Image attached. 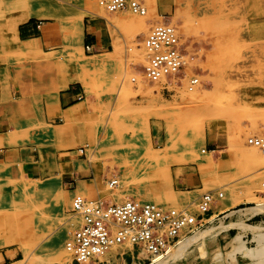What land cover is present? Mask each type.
I'll list each match as a JSON object with an SVG mask.
<instances>
[{
  "label": "rangeland",
  "instance_id": "rangeland-1",
  "mask_svg": "<svg viewBox=\"0 0 264 264\" xmlns=\"http://www.w3.org/2000/svg\"><path fill=\"white\" fill-rule=\"evenodd\" d=\"M104 1L0 0V138L5 141L0 145V243L15 239L0 252L20 251L16 264H77L66 247L82 222L72 208L77 195L116 203L136 199L196 213L203 195L212 193L215 201L247 200L234 210V218L258 227L245 225L255 234L248 240L249 253L263 264L264 250H257L263 248L258 235L264 236V210L246 214L244 208L264 203V153L248 143L264 130V0H139L145 15L131 9L111 12ZM37 6L55 12V18H33L15 28L18 14ZM81 19L84 37L77 49L91 62L83 68L72 60L66 40ZM164 20L182 37L186 65L174 79L154 84L144 78L147 59L140 45ZM93 30L104 41L99 55L87 48ZM34 36L39 39L33 41ZM96 59L102 60L92 62ZM62 69L79 82L60 88ZM31 76L33 82H24ZM193 78L200 82L190 90ZM19 82L29 97L7 107ZM52 86L86 92L77 117L67 125L74 122L84 130L81 146L71 155L93 178L88 187L74 189L64 163L67 125L47 118L42 106L39 92ZM91 98L94 106H88ZM212 140L215 149L208 146ZM15 148L37 155L42 173L26 178L18 175L17 164L6 165L3 155ZM177 163L193 166V173L206 180L198 195H183L172 186L167 168ZM114 179L119 180L116 188L110 185ZM50 182L53 186L42 188ZM58 197L65 199L62 209ZM224 225L222 218L199 231ZM193 234L183 233L181 239L195 242ZM240 243L235 237L234 251ZM140 256L143 264H153L146 251ZM118 257L108 262L107 254L88 264L129 258Z\"/></svg>",
  "mask_w": 264,
  "mask_h": 264
},
{
  "label": "built area",
  "instance_id": "built-area-1",
  "mask_svg": "<svg viewBox=\"0 0 264 264\" xmlns=\"http://www.w3.org/2000/svg\"><path fill=\"white\" fill-rule=\"evenodd\" d=\"M104 4L111 12L131 9L139 15L147 13L139 0H105ZM140 46L145 50L147 59L144 78L151 83L164 78L174 79L186 65L182 37L170 22L164 20L155 24ZM87 48L91 50L92 47L88 45ZM132 81L137 82V77H133ZM199 82V78L191 79L190 90ZM83 99L84 96L79 94L78 100ZM248 143L264 153V130L250 136ZM214 201L215 196L206 193L199 201L198 212L192 213L187 209H166L157 203L136 199L116 203L88 200L77 195L72 208L75 214L81 216L82 222L66 247L77 264H88L125 243L133 245L138 254L146 251L152 257L164 255L171 245L182 238L183 233L193 234L207 223L206 218Z\"/></svg>",
  "mask_w": 264,
  "mask_h": 264
},
{
  "label": "crops",
  "instance_id": "crops-1",
  "mask_svg": "<svg viewBox=\"0 0 264 264\" xmlns=\"http://www.w3.org/2000/svg\"><path fill=\"white\" fill-rule=\"evenodd\" d=\"M28 30L32 32L35 31L36 28L33 26L29 27ZM38 39V37H35L33 41ZM37 42L34 43L39 44L41 42L44 44L46 43V40ZM88 42L92 47L91 50L95 52V55H99L97 52H99L101 47L104 45L103 38H100L96 31H89ZM32 77L33 76H31L28 80L24 79V82H33L34 79H32ZM85 93V90L80 87H71L67 91H64L62 89L57 90V88L55 89L54 86L48 90L39 92V94L42 96V99L41 96L40 99L42 106L44 107L46 117L49 119L54 118L55 121H61V125H67L69 119L73 120L75 117H77L78 109L81 108L80 105L86 99ZM11 94L12 103L8 104L7 107L14 106L15 102H20V100L26 101L24 97L28 98L30 91L23 89L19 82L18 86H16V88L11 91ZM79 94L84 96L83 100H78ZM94 104H96V100L91 98L88 102V106H94ZM24 106H30V104L24 103ZM66 130V143L69 145L67 150L64 151V154L66 155L65 158L67 159L64 162L66 163V173L72 177V185L75 190L80 187H88L93 184V178L88 175L89 173L86 169H84V167L80 166L78 159H76L74 155H71L76 153L78 151L77 148L79 149L81 146V143L84 140V130L81 126L74 122L67 125ZM208 146L210 149H215L214 146H217L216 141H210ZM212 151L215 152L216 150ZM164 155L169 156L168 154ZM2 159L6 165L10 166L11 163L17 164V173L19 176L21 175L26 178H34L42 173L40 160L37 158V155L31 153L30 151H23L15 148L5 153ZM166 160L168 161L170 159ZM193 168V166H190L187 163L171 164L169 169L167 168V170L171 171L172 173V186L177 188L183 195L186 193L198 195V192L205 187L206 180L200 175L194 174L192 171ZM245 203H247L246 199L239 202H234L233 204H230L225 199H217L212 205L211 212L206 218V222L213 223L219 221L221 223L222 218H224L226 225H224L223 228H215L211 232L207 231L204 233L205 235L199 239L200 241L198 240L189 244L181 252L180 256L169 260L166 264H257L258 261L253 259L251 253H249L250 247L248 244L250 236L254 237L255 234L253 231H251V229H246L245 225L248 224L244 219L234 218V210ZM239 235L241 236L240 248L242 250L238 248V250L234 251V238ZM122 249L123 247L120 246L117 249L111 251L108 254L111 261H107L113 262V257L116 258L120 255L124 257L125 255H128L129 258L127 259L124 257V261H120V264L145 263L146 259L141 258V252L138 254L134 247L133 250L129 249L124 254L121 253ZM19 255L20 251L16 249L1 251L0 264H16L18 262L17 259L19 258ZM244 255H246L248 258H242Z\"/></svg>",
  "mask_w": 264,
  "mask_h": 264
},
{
  "label": "bare ground",
  "instance_id": "bare-ground-1",
  "mask_svg": "<svg viewBox=\"0 0 264 264\" xmlns=\"http://www.w3.org/2000/svg\"><path fill=\"white\" fill-rule=\"evenodd\" d=\"M144 5V4H143ZM32 7V6H31ZM55 12H53L52 10H50V9H47L46 7H44V6H37V7H33V8H30V9H28V10H25V11H23L22 13H20V14H18V16L16 17V19H15V28H17V26H18V24L19 23H24V22H27V21H29L30 19L32 20L33 18L35 19V18H41V19H43V17H45V16H50V17H54L55 18ZM72 24V23H71ZM13 25H14V23H13ZM65 30V29H64ZM67 32V31H66ZM65 32V33H66ZM83 37H84V23H83V21H82V19H81V21L79 22V23H75L74 25H72V28H71V31H70V33H69V35L67 36V38H66V40H67V43H68V52L71 54V58H72V60L74 59L75 61H76V63H77V65H79V67L81 66L82 68L83 67H86V66H88L89 64H91V62H89V61H87L86 59H84V56L82 55V54H80V52H78V49H77V46H78V43L80 42V41H82L83 40ZM26 45H27V43H25ZM20 50H25L26 49V47H22V48H19ZM102 59H96L95 61H92V62H99V61H101ZM62 74H63V76H62V78H61V81H59V87L60 88H66V87H68V85L70 84V83H72V82H79L78 81V79L77 78H75L74 76H71L70 74H68L67 73V70H64V69H62V72H61ZM165 79H167V78H165ZM165 79H163V80H165ZM163 80H161V81H163ZM168 80V79H167ZM199 84V83H198ZM197 84V85H198ZM252 136V135H251ZM10 138V137H9ZM7 140H9V139H7ZM7 142V141H6ZM2 144H5V141L3 140V139H0V145H2ZM252 146V145H251ZM256 146H253L252 148H255ZM257 148V147H256ZM255 148V149H256ZM205 151V150H204ZM207 151V150H206ZM119 183V180L118 179H114V180H112V181H110V185L112 186V187H118L119 185H117ZM49 186H53V183H45L44 185H42V188H47V187H49ZM264 187V186H263ZM222 194V193H221ZM222 196H223V194H222ZM117 199H119V198H117ZM64 202H65V199H63L62 197H58L57 198V204H58V206H59V208H61L62 209V207L64 206L63 204H64ZM231 202V201H230ZM258 207L260 206L261 208H259V209H256V205H253V206H248V207H246V208H244L245 209V213L247 214V213H258V212H260L261 210H264V203H262V202H259L258 204ZM233 210V209H232ZM231 210V211H232ZM233 214V213H232ZM38 215V216H37ZM36 215V219H37V221H38V223H40V221L43 219V216H42V213L40 212V210L38 211V214ZM242 217V216H241ZM250 217V216H249ZM240 222V221H239ZM245 224V223H244ZM2 225V224H1ZM1 225H0V227H1ZM234 225H236V224H234ZM249 225V227L250 228H253V229H255V228H258L256 225L254 226V225H250V224H248ZM242 226V225H241ZM238 227V226H237ZM246 227V226H245ZM248 228V227H247ZM215 229V227L213 226V227H211V230H209V229H207L208 231H212V230H214ZM3 230V229H2ZM206 230V231H207ZM205 229H204V232L202 231H198L194 236H193V239L196 241H198L201 237H203L205 234ZM5 233V232H4ZM11 234V233H10ZM191 236V235H190ZM258 236H260V238H259V241L260 242H263L262 243V245L261 246H263V248L261 249V250H257V252H261V251H263L264 250V236L263 235H258ZM238 238H241V236L239 235V236H237ZM262 237V238H261ZM62 239H63V237H62ZM191 240L189 237H187V238H185L184 237V239H180L176 244H174V245H172V246H170L169 247V249H168V252L166 253V254H164V255H158V256H155L154 258H153V264H166L169 260H171V259H174L175 257H177L178 256V254H180L189 244H191V242L189 241V240ZM15 240V239H14ZM14 240H12V241H14ZM36 240V239H35ZM34 240V241H35ZM41 240V239H40ZM39 240V241H40ZM202 240V239H201ZM12 241H7V242H4V243H0V247L1 246H4V244H7V243H9V242H11L12 243ZM200 241V240H199ZM194 242V241H193ZM192 242V243H193ZM16 243H18V242H16ZM56 243V242H55ZM21 244V243H20ZM51 244V243H50ZM9 245V244H8ZM18 245V244H17ZM53 245V244H52ZM124 245H126V246H124ZM128 245H130V246H133V245H131L130 243H125V244H122V245H119V247L120 246H122L123 247V249L121 250V253H125L127 250H129L130 249V246H128ZM21 246H23V245H21ZM53 247V246H52ZM59 247V246H58ZM117 248H118V246H116ZM116 248V249H117ZM132 249V248H131ZM192 249V248H191ZM244 249V248H243ZM58 250H59V248H58ZM242 250V249H241ZM63 251V250H62ZM64 251H66V250H64ZM68 251V250H67ZM180 251V252H179ZM192 251V250H191ZM246 251V250H245ZM59 252H60V250H59ZM58 252V253H59ZM29 253V252H28ZM57 253V254H58ZM69 253V252H68ZM117 253V252H116ZM116 253H114V254H116ZM144 253V252H143ZM59 254H61V252L59 253ZM71 254V253H70ZM114 256V255H113ZM28 257V256H27ZM64 257V256H63ZM118 258V257H117ZM117 258L115 259V260H117ZM108 259V258H107ZM113 259V258H112ZM122 259V258H121ZM111 261V260H110ZM122 261H124V260H122ZM126 261V260H125ZM139 261V260H138Z\"/></svg>",
  "mask_w": 264,
  "mask_h": 264
}]
</instances>
